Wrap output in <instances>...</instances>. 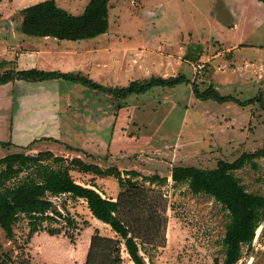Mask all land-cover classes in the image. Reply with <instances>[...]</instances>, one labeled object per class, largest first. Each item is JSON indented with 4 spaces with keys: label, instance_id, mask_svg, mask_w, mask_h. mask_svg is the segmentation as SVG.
I'll list each match as a JSON object with an SVG mask.
<instances>
[{
    "label": "rangeland",
    "instance_id": "rangeland-1",
    "mask_svg": "<svg viewBox=\"0 0 264 264\" xmlns=\"http://www.w3.org/2000/svg\"><path fill=\"white\" fill-rule=\"evenodd\" d=\"M39 1L0 3L1 51L55 48L45 52L55 71L87 75L105 86L183 75L200 90L211 84L221 96L239 101L258 98L246 106L200 100L191 84L181 83L120 102L82 84L47 80L27 94L21 106L20 101L13 102L11 133L0 134V141L12 143L0 146V158L49 150L69 166L78 157L103 169L115 166L121 172L166 178L161 185L145 182L149 198L156 209L159 204L165 219L157 246L146 245L141 251L145 264H223L227 211L212 197L191 193L186 183H173L170 172L174 166L214 168L218 160L233 161L244 152L264 148V71L261 80L244 84L239 77L244 69L231 66L233 56L221 52L234 43L235 58L264 60V5L256 6L257 0H244L238 9L224 7L226 0L112 1L105 34L87 42L63 43L20 32L21 10ZM55 1L80 14L89 0ZM234 24L236 29H230ZM240 43L243 46L238 47ZM197 53L200 57L192 60ZM197 62L203 64L200 72L194 69ZM254 161L255 167L248 163L233 174L247 192L264 195V157ZM70 175L81 185H94L103 197L117 195L113 177L80 172L77 167ZM48 197L57 213H47L50 218L40 221L32 235L30 220L23 215L13 225L12 240L0 228V258L5 264H83L95 230L116 238L108 225L91 215L85 200L69 194ZM257 230L251 245L242 246L236 264H264L263 224ZM121 251L122 264H133L122 245Z\"/></svg>",
    "mask_w": 264,
    "mask_h": 264
},
{
    "label": "trees",
    "instance_id": "trees-1",
    "mask_svg": "<svg viewBox=\"0 0 264 264\" xmlns=\"http://www.w3.org/2000/svg\"><path fill=\"white\" fill-rule=\"evenodd\" d=\"M112 1L120 0H89L80 14H72L58 6L55 0H41L21 10L19 30L23 35L33 38L51 37L71 42L93 39L108 31ZM257 1L264 5V0ZM198 55H194L192 60L198 59ZM47 80L82 84L120 102L132 96H145L153 88H174L181 83L191 84L193 95L200 100L211 99L218 103L234 101L246 106L258 99L255 96L239 101L231 95L221 96L211 84L200 90L195 82L183 75L151 76L117 87L105 86L87 75L71 72L6 68L0 73V85L15 81L39 83ZM11 144L10 140L0 141L1 147ZM260 157H264V148L244 152L233 161L218 160L216 166L210 169L197 166L171 168L173 183H186L191 193L208 195L227 211L228 222L222 238L223 264H236L241 258L242 246L251 245L255 231L261 224L264 228V195L247 192L233 174V171L248 163L255 167L254 160ZM64 160L49 150L34 155L14 152L0 158V228L5 237L9 240L14 238L13 225L21 215L30 220L29 235L38 231V223L50 218L47 213H57L48 196L69 194L72 198L85 200L91 215L108 225L116 235V238L103 237L95 230L90 237L83 264H122L121 245L133 264H145L141 251L145 252L146 245L157 246L155 241L165 222L163 213L158 211L159 204L156 209L149 198L145 182L161 185L166 178L158 174L142 176L136 170L121 172L115 166L103 169L78 157L70 160L71 166L64 164ZM73 167H77L80 172L115 178L118 187L116 197H103L94 185L90 187L77 183L70 175ZM24 172L27 174L23 179L15 182V178ZM57 231L50 230V233ZM5 263L6 259L0 258V264Z\"/></svg>",
    "mask_w": 264,
    "mask_h": 264
},
{
    "label": "crops",
    "instance_id": "crops-1",
    "mask_svg": "<svg viewBox=\"0 0 264 264\" xmlns=\"http://www.w3.org/2000/svg\"><path fill=\"white\" fill-rule=\"evenodd\" d=\"M242 3H244V0H232V3L230 0H226V2L224 3V7L231 8V6H233V7H237L236 9H238V6H241ZM256 6L261 7V2H257ZM241 10H239V12ZM232 28L236 29V25L234 24L233 26L230 27V29ZM87 41L89 40H83V41L81 40L76 42L80 43ZM59 42H63V41H59ZM236 46H237L236 44L232 43L230 47H222L221 52L226 51L227 53H230L233 56L231 58V64H232L231 66L236 65L237 67H242L244 69L243 71H241L239 76L241 81L244 84H248V82H251L252 80L254 82L261 80L262 71H264V60H262V57L259 59H253V61H247V59L243 60L242 58L239 59L235 58L233 52L235 51ZM239 46H243L242 43H240L238 47ZM17 50H18L17 52H11V53L3 52V50L2 51L0 50V73L6 70V68L12 70H27L31 68H36L45 71H55L53 65L50 64L49 57L46 56L47 54L45 52L55 51L57 49L55 48L51 49L49 47H46L45 50L29 49L27 51L25 50L23 51L21 50V48H18ZM53 54L54 53L52 52L48 53V55L50 56H52ZM198 54L199 53H197L195 56H197ZM55 55L58 54L55 53ZM68 56L69 54L67 55V57ZM43 83L44 82L29 83L25 81H15L14 83H7L0 85V134L6 136L7 131L8 133H11V128L13 127L12 117L15 119V117L12 115L13 102L19 103L20 101L21 103L20 106H21L22 102L24 101V97L27 94H32L33 91H35L37 85Z\"/></svg>",
    "mask_w": 264,
    "mask_h": 264
},
{
    "label": "built area",
    "instance_id": "built-area-1",
    "mask_svg": "<svg viewBox=\"0 0 264 264\" xmlns=\"http://www.w3.org/2000/svg\"><path fill=\"white\" fill-rule=\"evenodd\" d=\"M202 67H203V64L200 63V62H197V63L194 65V69H195V71H197V72H200L201 69H202Z\"/></svg>",
    "mask_w": 264,
    "mask_h": 264
},
{
    "label": "bare ground",
    "instance_id": "bare-ground-1",
    "mask_svg": "<svg viewBox=\"0 0 264 264\" xmlns=\"http://www.w3.org/2000/svg\"><path fill=\"white\" fill-rule=\"evenodd\" d=\"M97 220V219H96ZM97 221H99V220H97ZM100 222V221H99ZM104 224V223H103ZM106 225V224H105ZM260 229V228H259ZM259 229L257 230V232L259 231ZM125 254L127 255V253L125 252ZM128 256V255H127ZM130 261V260H129Z\"/></svg>",
    "mask_w": 264,
    "mask_h": 264
}]
</instances>
